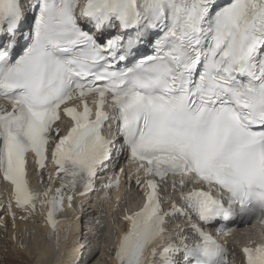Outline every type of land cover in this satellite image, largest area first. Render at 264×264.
<instances>
[{"label":"bare ground","instance_id":"obj_1","mask_svg":"<svg viewBox=\"0 0 264 264\" xmlns=\"http://www.w3.org/2000/svg\"><path fill=\"white\" fill-rule=\"evenodd\" d=\"M5 206L8 210L9 216L4 223L0 225V264H80L78 263L80 258L76 260L78 251L76 249L71 251V247L77 242L76 239L71 238L68 241L70 238L69 235L65 240H63L62 237H60L59 229H57L58 233L55 236L48 233L44 229V225H42L39 221L41 218L40 213H38L39 223L36 227L37 230L40 229L39 232L41 234L43 233L41 236H43L44 233L46 236L44 235V237H42L43 239H41L33 249L28 250L27 247L22 246L23 244L21 245L19 242L20 236H16V232L17 234H20L19 230L23 229L24 226L27 228V231L31 230L29 226H33V224L30 223L32 221L29 213L32 210L17 209L12 204H6ZM106 213H110L109 209L106 210ZM107 214L106 218L109 219L110 215L108 216ZM73 228L74 226L71 228V231ZM34 229L32 232H36ZM25 231L26 229L21 232ZM101 232L103 237L102 241H96L99 244L100 253L95 260H93V257L85 264H114L115 255L113 254V251L118 241L110 242V251L106 254L104 252V248L102 247L103 241L107 242L112 234V226L107 224ZM86 234L87 232L84 233V240H87ZM113 237H115V234ZM76 238H78V235H76ZM86 246H88L86 250L90 255L92 253L90 250V241L87 242Z\"/></svg>","mask_w":264,"mask_h":264},{"label":"rangeland","instance_id":"obj_2","mask_svg":"<svg viewBox=\"0 0 264 264\" xmlns=\"http://www.w3.org/2000/svg\"><path fill=\"white\" fill-rule=\"evenodd\" d=\"M108 224L112 226V234H111L110 240H108L107 242L103 241V243H102V247L104 248L105 254L110 251V242H111L112 237H113L114 232H115L114 225L110 224V223H108ZM29 227L31 228V230L27 231V228H26V231H25L26 234H25V232H21L22 233L21 235L19 234L20 244L21 245L23 244L22 246L27 247L28 250L36 247V245L40 242V240L43 239L42 237H44V235L41 236L43 233L41 234L37 229H34L35 228L34 225L29 226ZM33 229L36 230V232H32ZM93 239H94V241H92V243H91L93 245H90V247H93V250H94L93 254H95V258H94V260H95L100 253V250H99L100 247L97 245L98 243L96 242V239L94 238V236H93ZM86 247L88 248V246H86Z\"/></svg>","mask_w":264,"mask_h":264}]
</instances>
